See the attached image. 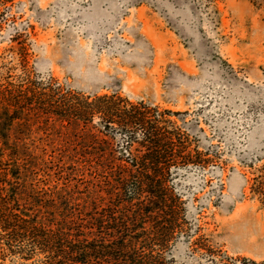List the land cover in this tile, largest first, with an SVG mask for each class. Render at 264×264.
Returning a JSON list of instances; mask_svg holds the SVG:
<instances>
[{"label": "rangeland", "instance_id": "obj_1", "mask_svg": "<svg viewBox=\"0 0 264 264\" xmlns=\"http://www.w3.org/2000/svg\"><path fill=\"white\" fill-rule=\"evenodd\" d=\"M214 4L218 20L192 0H0V66L16 65L8 49L24 45L37 73L86 92L143 99L157 117L172 111L163 116L198 164L180 168L170 183L187 200L188 216L223 254L259 262L264 9L254 0ZM171 253L175 264H206L184 240ZM31 261L0 255V264Z\"/></svg>", "mask_w": 264, "mask_h": 264}, {"label": "trees", "instance_id": "obj_2", "mask_svg": "<svg viewBox=\"0 0 264 264\" xmlns=\"http://www.w3.org/2000/svg\"><path fill=\"white\" fill-rule=\"evenodd\" d=\"M192 1L219 19L215 0ZM8 50L16 65L0 66V255L30 264H175L172 249L184 240L206 264H264L223 254L188 216L170 183L198 164L163 116L172 111L157 117L156 107L118 90L72 88L35 72L24 45ZM255 192L264 203V174Z\"/></svg>", "mask_w": 264, "mask_h": 264}]
</instances>
